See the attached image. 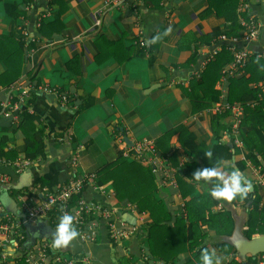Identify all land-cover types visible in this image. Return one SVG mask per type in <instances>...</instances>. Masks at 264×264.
Instances as JSON below:
<instances>
[{
  "label": "crops",
  "instance_id": "0c3cea01",
  "mask_svg": "<svg viewBox=\"0 0 264 264\" xmlns=\"http://www.w3.org/2000/svg\"><path fill=\"white\" fill-rule=\"evenodd\" d=\"M236 1L237 20L240 16L253 18L259 25L255 41L238 44L245 47L251 57L264 59V0H246L248 7L241 13L239 0ZM207 10V0H145L135 13L129 7L108 9L105 0H0V39L19 31L25 38L20 78H32L30 81L34 84L55 88L72 97V103L62 106L53 94L33 92L32 102L22 107L28 106L38 118L36 125L44 135V153L20 171L13 165L0 164L1 206L4 208L7 198H11L23 212L22 198L38 205L73 173L77 176L96 173L113 163L122 147L116 141V132H123L128 144L143 139L157 142L166 132L182 127L191 134L196 145L205 147L201 157L208 168L223 170L224 166L232 165L237 169L235 162L240 158L232 148V157H224L221 153L219 163L217 158L206 155L221 144L212 126L216 118L213 108L221 101L195 111L186 97L188 77L197 69L203 54L213 48L206 47L205 40L212 32L228 25L223 17L207 14ZM138 31L152 48L144 56L135 54L137 51L133 48ZM157 36L159 39L151 42ZM223 45L226 44L218 43L215 47L220 52ZM195 54V64L188 66ZM6 71L5 63L0 62V78H5ZM229 78L225 83H219V79L215 85L226 97ZM6 96L5 88H0V105ZM231 121L230 116L224 118L228 126ZM18 123L19 115L0 114V136L8 138L5 150H15L17 156L13 162L24 163V137L17 130ZM219 133L222 139L224 130ZM67 135L71 142L66 141ZM222 141L230 145L229 140ZM169 145L170 152L175 155L171 161L175 178L183 176L188 163L202 162L195 153L180 145L178 133L171 136ZM72 155L77 156L75 167L71 163ZM255 172L259 173L260 169L256 167ZM241 174L252 186L249 193L264 200V188L256 183L257 177L252 170L246 168L245 174ZM153 177L154 197L170 214L171 226L175 219L186 216V201L208 198L213 186L209 183L201 188L200 183L194 184L193 191L183 197L179 185L177 189L165 185L161 173ZM40 181L51 184L52 188L40 186ZM101 187L100 190L86 188L82 197L114 209L121 221L134 224L133 216L116 199L111 184ZM249 207V203L233 205L220 201L211 211L229 212L233 232L236 220L247 221ZM143 227L136 237L114 246L107 237L104 223L99 222L95 241L82 242L77 236L69 246L54 248V251L63 258H84L89 264H142L141 257L147 254ZM203 232L208 235L205 243L212 250L220 243L226 244L225 238L232 234L217 236L214 232ZM32 246L26 243L27 249ZM229 247L230 250L216 251L223 257L221 264L232 261L260 264L262 256H246L241 260L235 249ZM24 252L12 245L4 246V263L17 264ZM194 257L195 253L185 252L173 264H185ZM151 261L164 264L157 259Z\"/></svg>",
  "mask_w": 264,
  "mask_h": 264
},
{
  "label": "trees",
  "instance_id": "16d2710c",
  "mask_svg": "<svg viewBox=\"0 0 264 264\" xmlns=\"http://www.w3.org/2000/svg\"><path fill=\"white\" fill-rule=\"evenodd\" d=\"M207 2L208 10L206 13H215L217 16L223 17L228 22V25L222 30L212 32L205 40V46H212L213 42H218L220 36L241 39L244 29L237 20L235 12L237 1L207 0ZM130 9L132 11V8ZM226 45L221 46L220 52L207 63L199 78H192L189 81L186 97L195 111H199L208 104H215L220 99V92L215 89V85L220 79L224 68L232 62V55L226 49ZM24 48L25 38L21 31L10 37H2L0 39V62H4L7 67L5 78H0V88L6 89L20 79ZM133 48L137 51L135 54L141 56L150 53L152 50L151 46L144 45V47H140L137 43H135ZM195 62L196 54L192 57L188 66L194 65ZM30 80L33 79L31 78ZM263 85L264 59L252 56L247 62L244 74L228 79L226 100L229 103H240L243 107L244 116L238 130V138L244 145L246 158L253 166L260 168V175L264 179ZM71 99V96L68 97L66 104L72 103ZM31 102L29 101L27 104L29 105ZM76 110L77 107L74 111ZM228 117L229 113L222 111L216 115L215 120L212 122L216 139L221 144L212 149L211 157L217 158L218 163L221 153L224 154V157L230 158L232 157V154H230L231 148L236 154L241 151L232 142L228 145L222 141L221 134H218V131L228 130V124L224 122V118ZM37 121L38 118L29 111L28 106L22 109L19 114L17 130L24 137L23 160L29 162L37 160L44 153V135L36 125ZM174 133H178L180 145L195 153L202 161L188 163L183 176L176 178L181 195L187 197L193 191L194 184L199 183L193 178V174L198 170H202L203 167L208 168L207 162L201 157L206 149L203 145H196L191 134L185 132L182 127H177L166 132L156 142L158 153L163 157H167L170 163L175 156L174 153L170 152L169 145L170 138ZM7 143L8 138L0 136V160L12 163L17 156V152L15 150H5ZM245 165L241 161L235 162V167L244 174L247 168ZM233 169H235L234 166L229 165L224 166L223 171L228 175ZM95 175L99 186L106 183L111 184L116 192V199L120 203L133 204L139 212L147 214L148 219L144 223L143 233L147 244L146 252L150 260L157 259L164 264H173L182 253L193 252L195 257L185 264H201V249L207 248L212 251L205 243L208 235L203 231L214 232L217 236L230 235L232 232L233 220L231 214L229 212H212V207L218 205L220 201L211 198L210 195L208 198H190L186 201L184 204L186 216L175 219L171 226L172 218L170 214L166 212L163 204L154 197L156 185L151 170L138 161L129 162L125 160L121 152H119L117 159L113 163L102 167ZM46 185L48 188H52L51 184L40 181V186ZM83 192L80 196L83 195ZM78 198L79 196L74 197L70 206ZM230 203L233 205L240 203L243 205L250 204L243 230L246 238L250 239L254 235H264V200H261L260 196H252L248 192L243 200L236 198ZM60 216L61 214L57 210L48 215L47 220L51 227H56ZM22 232L24 235L26 234L24 228H22ZM26 243H28L27 235L26 240L18 242L19 249L25 251ZM223 248L230 250L228 245L222 243L216 245L213 249L216 253L217 250H223ZM17 264H25L23 256L18 259ZM230 264L237 263L232 261Z\"/></svg>",
  "mask_w": 264,
  "mask_h": 264
},
{
  "label": "built area",
  "instance_id": "2783aa9c",
  "mask_svg": "<svg viewBox=\"0 0 264 264\" xmlns=\"http://www.w3.org/2000/svg\"><path fill=\"white\" fill-rule=\"evenodd\" d=\"M145 0H105V5L108 9H123L126 7L132 8L135 13ZM248 7L246 0H239V12H243ZM239 24L244 29V33L241 39L227 38L226 36H220L218 42H213L212 49L203 54V59L188 77V81L192 78H199L200 74L205 69L207 63L213 59V57L219 52L215 45L218 43H225L226 49L232 55L231 65L224 69L220 77L219 83H225L227 77H237L244 74V69L249 61L251 54L242 46H239V42L250 43L257 39L259 33V25L253 18L239 17ZM96 25H99L97 21ZM136 43L140 47L147 45L145 38L138 31V38ZM219 48V47H218ZM7 96L0 105V114L13 115L17 117L21 112V109L26 105L31 98L33 92H40L45 94H53L57 96L62 106L68 101L70 95L66 92H60L55 88H49L48 86H40L34 84L27 78H20L12 85L5 89ZM221 101V102H219ZM219 103H217L213 111L216 115L222 111H227L232 121L229 124L227 131L223 133V139L229 140L239 148L241 151L237 153L241 162H244L247 168L251 169L255 177H257L256 183L264 188V179L261 177L260 172H255L253 164L245 156V148L242 142L238 138V130L244 116V110L240 103H229L226 100V95L220 93ZM116 141L121 145L120 152L124 158L133 159L138 161L144 166L148 167L152 174L161 173L163 176V182L165 185L177 189V180L173 174V167L167 157H162L156 148V142L151 139H143L140 141L132 142L128 144L123 135V132H116ZM59 138L58 140H62ZM67 142H71L70 135L66 137ZM31 162L25 161L24 163L15 161L12 163L0 160V164L13 165L18 171L26 167ZM71 163L75 167L77 164V156L72 155ZM259 168V167H258ZM260 169V168H259ZM95 173L84 174L77 176L73 173L71 178L62 184L59 188H56L54 192L47 195L45 199L38 205L28 201L27 198H22V210L26 214V219L30 223H35L40 220H46L48 215L54 211L63 214H71L74 217V226L79 232V239L82 242H93L97 238V224L99 222L104 223L106 227L107 237L110 243L114 246L120 245L133 237H136L140 232V229L144 226L145 221L148 219L146 213L139 212L137 207L133 204H123L124 208L133 216L134 224H128L121 221L118 218L116 211L110 207H106L104 204L98 202L86 201L80 194L88 187L93 189H102L101 186L96 184ZM79 196L74 201V204L70 206L74 197ZM23 224L21 220L13 215L7 214L4 208L0 204V264L4 263L3 247L12 245L18 247V242L26 240V234L22 232ZM31 248H26L23 258L25 264H89L84 258L76 259L73 257L63 258L54 251L50 240H37L32 243ZM19 248V247H18ZM260 259V264H264V255ZM142 264H152L149 256L144 254L142 257Z\"/></svg>",
  "mask_w": 264,
  "mask_h": 264
},
{
  "label": "clouds",
  "instance_id": "9594fccd",
  "mask_svg": "<svg viewBox=\"0 0 264 264\" xmlns=\"http://www.w3.org/2000/svg\"><path fill=\"white\" fill-rule=\"evenodd\" d=\"M156 39L159 37H155L151 42ZM206 155L210 156L211 153ZM193 178L201 184V188L206 184H212L209 195L217 201L231 202L236 198L243 200L251 187L238 169H233L230 174L225 175L220 167L204 168L196 171ZM73 221L74 217L71 214H63L59 217L52 240L53 248L67 247L79 235ZM222 259L223 257L218 256L214 250L209 251L204 248L200 251L201 264H221Z\"/></svg>",
  "mask_w": 264,
  "mask_h": 264
},
{
  "label": "water",
  "instance_id": "95a60500",
  "mask_svg": "<svg viewBox=\"0 0 264 264\" xmlns=\"http://www.w3.org/2000/svg\"><path fill=\"white\" fill-rule=\"evenodd\" d=\"M250 192H252V186ZM7 201L8 203L4 206L5 212L21 220L29 244L37 240H53L55 228L51 227L46 220L30 223L26 219V214L17 208L13 199L7 198ZM245 223L244 220H236L231 236L225 238V243L235 249L241 260H244L246 256L254 258L264 254V235L246 238L243 233Z\"/></svg>",
  "mask_w": 264,
  "mask_h": 264
}]
</instances>
